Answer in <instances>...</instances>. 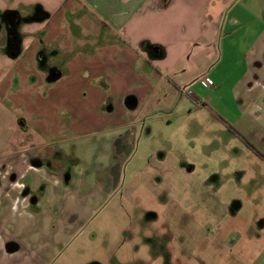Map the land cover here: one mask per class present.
I'll return each instance as SVG.
<instances>
[{"label":"crops","instance_id":"1","mask_svg":"<svg viewBox=\"0 0 264 264\" xmlns=\"http://www.w3.org/2000/svg\"><path fill=\"white\" fill-rule=\"evenodd\" d=\"M233 1L0 0L8 27L9 13L18 24L13 40L9 29L0 30V115L7 116L0 118V206L16 215L15 184L23 180L24 194L46 184L45 200H52L58 184L41 161L55 154H76L85 171L112 179L116 155L134 143L129 112L153 108L172 122L182 105L213 104L195 88H224L223 77L210 86L204 79L218 74L228 53L245 67L233 86L244 112L234 126L252 119L263 132L250 133L264 142V24H222ZM50 66L58 71L53 78ZM113 187L112 181L93 195ZM24 249L0 239L9 258Z\"/></svg>","mask_w":264,"mask_h":264},{"label":"rangeland","instance_id":"2","mask_svg":"<svg viewBox=\"0 0 264 264\" xmlns=\"http://www.w3.org/2000/svg\"><path fill=\"white\" fill-rule=\"evenodd\" d=\"M3 13L0 30L17 35L18 24L9 28ZM232 20L264 24V0H234L221 22L231 25ZM237 57L228 53L218 74L208 77L213 83L225 78L220 92L195 88L213 104L182 105L172 122L164 113L153 115V108L129 112L134 143L116 155L117 190L96 199L95 188L104 191L112 179L85 171L76 154L41 161L44 173L58 184L55 197L45 200L43 184L26 195L16 215L0 206V239L26 247L12 258L0 253V264H264V142L250 133L263 129L249 118L234 126L244 115L233 92L245 72ZM0 118L3 123L7 116ZM23 183L15 184L21 201ZM161 191L164 198L158 196ZM174 194L177 211L191 223L192 238L179 239L170 258L168 251H156L163 222L151 217L168 210ZM185 243L187 251L180 248Z\"/></svg>","mask_w":264,"mask_h":264},{"label":"flooded vegetation","instance_id":"3","mask_svg":"<svg viewBox=\"0 0 264 264\" xmlns=\"http://www.w3.org/2000/svg\"><path fill=\"white\" fill-rule=\"evenodd\" d=\"M12 36L14 39L13 31L12 32L10 31V39H12ZM10 52L14 54L15 49L11 48ZM47 70H48V75L51 78L55 77L58 74L57 68L55 66H50L49 68H47ZM114 178L115 177L112 178L113 183H114ZM117 189L118 187L114 186L112 188V191ZM165 195H166V191H161L158 193V196L162 198H164ZM172 198L173 199H171L169 202L171 206L168 207L169 208L168 210H165V212H163V214H160L159 216L153 214L151 217L154 222H163L161 227L162 234H159V238L161 239V241L158 242V246L156 245V251L162 252L163 254L167 253L166 251H168V256L170 258L173 251L175 250L176 252V245L179 239H183L184 242H186L192 238L191 223L189 224L187 220L188 217L185 216L181 217L182 214L177 211L178 205L175 202L177 199V197H175V194L172 196ZM182 220H187V221L184 222ZM166 224L167 227L164 228ZM164 240L168 241L167 245L164 244ZM180 248L181 250L183 249L184 251H187L188 247L187 244L185 243L182 244Z\"/></svg>","mask_w":264,"mask_h":264},{"label":"water","instance_id":"4","mask_svg":"<svg viewBox=\"0 0 264 264\" xmlns=\"http://www.w3.org/2000/svg\"><path fill=\"white\" fill-rule=\"evenodd\" d=\"M7 20H8V23H9L10 26H14L16 24L17 14L9 13L7 15ZM134 104H135V102H133V101L130 102V105H134ZM27 194L28 193H25L24 196H26ZM7 250L9 252H14L16 250V248L12 244H10V245H8Z\"/></svg>","mask_w":264,"mask_h":264},{"label":"built area","instance_id":"5","mask_svg":"<svg viewBox=\"0 0 264 264\" xmlns=\"http://www.w3.org/2000/svg\"><path fill=\"white\" fill-rule=\"evenodd\" d=\"M204 82H205L208 86L212 85V82H211L207 77H205ZM204 105H206V104H204ZM19 187H21V186H19ZM22 189H23V188H22ZM20 197H21V194H19V196H17V198H16V200H15V204H14L15 211H19V208H20V202L24 203V202L26 201V198H27V197H24L23 200L21 201V200H20V199H21ZM23 209L25 210V207H23Z\"/></svg>","mask_w":264,"mask_h":264},{"label":"trees","instance_id":"6","mask_svg":"<svg viewBox=\"0 0 264 264\" xmlns=\"http://www.w3.org/2000/svg\"><path fill=\"white\" fill-rule=\"evenodd\" d=\"M12 40H13V36H12ZM262 158H264V156L263 155H260Z\"/></svg>","mask_w":264,"mask_h":264}]
</instances>
